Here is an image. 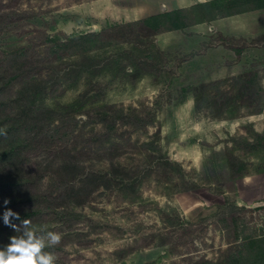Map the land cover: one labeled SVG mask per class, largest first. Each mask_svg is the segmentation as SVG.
<instances>
[{"label":"rangeland","instance_id":"obj_1","mask_svg":"<svg viewBox=\"0 0 264 264\" xmlns=\"http://www.w3.org/2000/svg\"><path fill=\"white\" fill-rule=\"evenodd\" d=\"M123 1L0 0V264H264V72Z\"/></svg>","mask_w":264,"mask_h":264},{"label":"crops","instance_id":"obj_2","mask_svg":"<svg viewBox=\"0 0 264 264\" xmlns=\"http://www.w3.org/2000/svg\"><path fill=\"white\" fill-rule=\"evenodd\" d=\"M121 22L141 21L156 14L189 11L193 19L186 25L170 28L168 45L186 47L188 39L178 33H192L200 55L246 57L264 72V0H124ZM127 5V6H125ZM151 5V6H150ZM227 52V53H226Z\"/></svg>","mask_w":264,"mask_h":264},{"label":"trees","instance_id":"obj_3","mask_svg":"<svg viewBox=\"0 0 264 264\" xmlns=\"http://www.w3.org/2000/svg\"><path fill=\"white\" fill-rule=\"evenodd\" d=\"M175 13L177 14H179V11L178 10H176V11H172L171 13H168V14H158V15H154L153 17H152V19H157L158 17H166L167 19V22L168 23H171L172 21L171 20H174V19H172V16L173 15H175ZM142 21H144V20H142ZM145 22H148V23H151L149 20H146Z\"/></svg>","mask_w":264,"mask_h":264}]
</instances>
